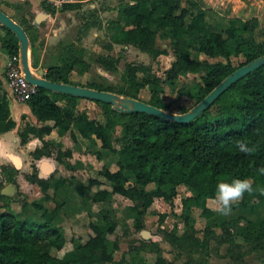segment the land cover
Returning a JSON list of instances; mask_svg holds the SVG:
<instances>
[{"label": "trees", "instance_id": "16d2710c", "mask_svg": "<svg viewBox=\"0 0 264 264\" xmlns=\"http://www.w3.org/2000/svg\"><path fill=\"white\" fill-rule=\"evenodd\" d=\"M76 5L79 4L68 5L65 8L70 10ZM42 8L52 9L50 5ZM118 12L126 21L121 28L120 42L133 45L154 59L166 54L165 51L156 48L158 32L169 30L178 38L187 39L199 36L207 27L205 14L192 15L188 9L182 8L179 0H132L130 4H121ZM187 19H190L189 24ZM20 25L28 33L27 28L22 23ZM257 26L258 20L253 19L242 28L231 27L213 32L209 35L207 43L197 51L212 59L220 57L229 61L231 58L229 44L241 40L247 49L245 52L247 62L250 63L264 56V42L258 43L253 38ZM0 29L3 31V35H0L2 48L9 57L19 55L20 44L16 36L2 25ZM246 34H249V37H245ZM31 46L33 47L32 41ZM241 47L236 48L237 53L242 52ZM72 49L73 45L65 48L60 56V64L45 69L43 78L54 83L73 85L70 74L79 60L70 53ZM173 50L177 54V59L167 71L169 82L178 80L184 73L205 74L195 89L187 92L180 90L182 95L195 100L196 104L205 99L227 77L243 67H235L230 62L211 64L195 60L191 57L189 45L174 44ZM142 69L143 67L135 65L127 67L123 80L129 86L128 90L102 88L95 84L82 87L137 99L138 93L146 85H151L153 90L149 104L167 110L160 98V79L153 76L151 79L140 80L138 72ZM2 86L0 79L1 89ZM80 100L70 95L38 89L26 104L36 118L37 124L42 126L25 124L24 116L18 128L11 116L8 94L4 92L0 94V135L18 129L21 144L26 145L31 138L43 139L49 135L52 129L45 124L54 122L53 129H57L60 136L71 132V139L75 144L77 139L72 129H76L85 139L99 141L102 150L117 158L118 170L112 172L104 167L100 171L99 175L108 184L107 189H101L104 185L102 181L90 179L87 187L77 185L76 191L80 195L92 191V201L96 204H107L115 196L129 200L132 203L129 212L135 220L134 227L137 232L145 228V218L156 200H164L173 209L179 187L188 188L194 195L183 201L182 211L186 218L191 216L193 208L202 210L205 217L213 218V211L204 203L214 198L218 182L251 179L254 189L264 188V175L258 173V169L264 167V66L234 84L211 108L187 124L143 113L120 112L103 102L94 103L102 108L104 120H91L87 112L78 110ZM59 102H65V107H61ZM241 140L255 148L251 155L238 150L236 142ZM117 145L119 148H116ZM96 155L99 160L102 159L101 152H97ZM45 156L53 157L47 144L33 153L36 160ZM71 157L70 150L59 151L55 159L62 163V159ZM2 173L7 182L17 184L16 170L2 168ZM27 180L37 185L46 199H49L47 193L51 187V179L39 177L34 165L33 173L27 176ZM65 183L66 180L60 178L57 187ZM151 184L155 185V189L146 190ZM94 188L100 189L94 191ZM16 198H20L21 207L25 209L27 204L22 199V194L16 195ZM0 201H5L1 193ZM256 201H264V195L259 192L251 195L246 193L233 208L244 209L249 203ZM61 207L57 205L56 209L49 213L41 205L35 204L34 208L43 211L44 219V222L36 223L32 220H21L9 211L8 205L3 208L0 206V264H130L125 258L115 260V253L120 250V242L119 238L111 240V237L117 234L122 225L108 208L101 210V220L89 224L92 234L85 243L74 245V250L61 258L52 255L53 250L62 251L66 245L63 229L55 224ZM241 222V218L223 222L221 236L208 227L205 230V239L210 240L208 236L210 235L216 242L227 243L228 255L233 260L237 250L240 251V258L243 257L242 245H249V253L264 251V221L248 220L245 226L241 225ZM164 234L166 241L174 247L197 242L189 235L179 238ZM207 240L203 242L204 246L208 245ZM152 248L155 255L153 264H172L164 258L160 246L152 245Z\"/></svg>", "mask_w": 264, "mask_h": 264}, {"label": "rangeland", "instance_id": "374dc122", "mask_svg": "<svg viewBox=\"0 0 264 264\" xmlns=\"http://www.w3.org/2000/svg\"><path fill=\"white\" fill-rule=\"evenodd\" d=\"M182 8H186L192 15L198 13L205 14L207 27L199 36L181 39L173 35L169 30L157 33L155 40L156 48L165 51L154 59L146 53L141 52L133 45L122 44L120 42V32L122 26L126 24L125 19L118 12L121 4H130L132 0H86L67 10L43 9L48 4L42 0H0V10L11 15L22 23L27 30L28 36L33 42L30 47V66L33 74L37 78H43L45 69L60 64V56L65 48L73 45L70 51L79 60L70 74V81L75 86H86L88 84L99 85L102 88H114L115 90H128V85L124 82L123 76L129 65L141 66L143 69L138 72V78L151 79L156 76L161 81L162 99L167 110L171 114L189 113L197 104L195 100L182 95L183 92L191 91L201 83L202 74H181L179 79L169 82L167 71L177 59V54L173 50L174 44L181 46H191V57L195 60L207 63L229 62L235 66H245L247 62L245 45L241 40L233 41L229 44L231 58L226 60L220 57L215 59L197 51L198 48L207 43L209 35L213 32L224 31L231 27L242 28L245 23L257 19L258 26L253 32V38L258 43L264 42V0H179ZM36 8L42 14L48 16L38 26L34 23L32 9ZM190 23V19H187ZM0 35L3 31L0 29ZM245 37H249L246 34ZM242 46V52H236V48ZM6 76V75H5ZM153 87L146 85L137 96V99L146 104L150 103ZM117 94V93H114ZM119 95L123 99H132L125 95ZM78 109L86 111L91 119L103 121V110L93 101L84 100L79 102ZM119 134V129L117 131ZM95 165L85 175L90 179L100 180L99 170L102 168L99 163ZM32 172V169H31ZM84 179V178H83ZM101 181V180H100ZM103 182V181H102ZM87 187L89 181H86ZM101 189H107V183ZM83 186V185H81ZM151 187L150 189H152ZM100 188H94L97 191ZM93 192L80 195V204L76 212L71 211L64 214L60 227L66 236V245L62 251H52V255L63 257L67 252L74 250V245L85 243L91 236L89 224L92 220H101V210L108 208L115 218L122 225L117 234L111 237L119 238L120 250L115 253V260L120 261L125 258L130 264H153L155 255L152 245L160 246L164 258L172 264H263L264 251L249 253V245H242L241 252L244 254L240 258L239 250L234 258L228 255L229 245L219 243L216 240L205 239L206 228H212L218 236L222 235L221 224L227 220L241 218V225L245 226L247 221H264V201L249 203L244 209L232 207V212L228 216H222L212 210L210 202L208 208L213 211V218H207L202 214V210L193 208L191 216L186 218L182 211L183 201L191 195V191L186 187H180L179 196L175 199L173 209L164 200H156L150 213L145 218V228L137 232L135 230V220L129 212L131 202L121 196L112 197L105 205H94L89 201ZM82 197V199H81ZM20 199V198H19ZM18 199V200H19ZM19 207L21 206L18 205ZM234 206V205H233ZM81 207V210H80ZM105 213V212H104ZM104 215V214H103ZM126 229V230H125ZM211 230V229H210ZM171 234L181 238L184 235L193 237L197 242L183 243L184 247L177 245L174 247L166 241V235ZM208 242L207 246L203 242ZM75 241V244H73ZM108 245L111 248L110 243ZM238 259V260H237Z\"/></svg>", "mask_w": 264, "mask_h": 264}, {"label": "crops", "instance_id": "0c3cea01", "mask_svg": "<svg viewBox=\"0 0 264 264\" xmlns=\"http://www.w3.org/2000/svg\"><path fill=\"white\" fill-rule=\"evenodd\" d=\"M31 12L34 15V23H32V25L36 26L35 22L40 12L37 11L36 8L32 9ZM8 16L18 23L14 17L11 15ZM9 58L10 57L2 48L0 43V79L3 83L2 89L0 88V94H3L4 92L8 94L12 119L17 123L18 128L20 127L24 116L26 117L25 124L29 123L33 126H42L41 124H37V120L33 116L28 104L15 101L11 95L5 76L6 64ZM83 101L84 100H80V102ZM59 105L61 107H65L66 103L59 102ZM45 126L52 129L51 133L46 135L43 139L31 138L26 145L21 144L18 129L0 135V193L5 197V201H0V206L3 208L5 205H8L9 211L13 212L21 220H32L36 223H42L44 222L43 211L34 208L35 204L41 205L44 210L49 213L53 212L57 205H61L62 207L60 212L55 219V224L60 227L63 215L70 211L74 213L79 210V208H75L77 203L79 206L82 205L79 202L80 196H78L76 186L87 185L86 181H89L91 177L89 175H85V173L87 174L88 172H92L91 169L95 165L94 161H96V163L100 162L102 168L99 170V173L104 167L108 168L112 172H115L118 170L117 158L107 151L102 150L101 143L99 141H92L91 139L83 138L76 129H72V133L77 139V143L75 144L71 139V132L64 136H60L57 129H53L54 122H47ZM44 144L48 145V150L52 152L53 157L45 156L40 160L34 159L33 153L37 149L43 148ZM116 148H119V146L117 145ZM68 150L72 152V157L62 159V163L57 162L55 159L57 153L59 151L65 152ZM97 152H101V160L97 158ZM33 165L36 167L39 177L51 179V187L47 193L49 199H46L45 195L37 185L32 184L27 180V176L32 175L33 173ZM2 168L12 169L18 172V175L16 176L17 184L7 182V179L2 173ZM99 177L101 181L106 182L103 177L100 175ZM60 178L65 179L66 183L65 185L57 187V181ZM10 186H14L16 188L15 193L11 194L7 192ZM151 187L153 188L150 189ZM154 189V184H151L146 188L148 191H152ZM179 189L180 187L178 188V196ZM5 191L7 193H5ZM18 193L22 194V199L26 201L27 207L25 209L18 206L20 205L18 200L19 198H16V194ZM193 196V193H191L189 197ZM92 197L88 200L89 204H87L89 217H92L90 212V203L94 205L106 204H96L92 201ZM208 202H210V200H206L204 203L207 208ZM93 221L94 220L91 222Z\"/></svg>", "mask_w": 264, "mask_h": 264}, {"label": "water", "instance_id": "95a60500", "mask_svg": "<svg viewBox=\"0 0 264 264\" xmlns=\"http://www.w3.org/2000/svg\"><path fill=\"white\" fill-rule=\"evenodd\" d=\"M48 16L40 13L35 24L38 26ZM0 25L10 30L17 38L20 44V55L23 72L26 80L36 86L38 89L47 90L50 92L70 95L81 100L93 102H103L112 105L114 109L120 112H137L147 115L161 117L168 121L187 124L200 117L206 110L211 108L216 100L223 95L228 89L236 84L241 79L250 75L254 71L264 66V56L260 57L249 64L236 70L232 75L227 77L220 85H218L205 99L197 104L189 113L186 114H171L162 109L156 108L150 104L135 99H123L119 95L102 92L94 89L79 87L75 85L60 84L48 81L45 78H37L30 66V39L24 28L10 18L5 12L0 10ZM7 192L13 194L16 192L14 186H10ZM5 191V193H7Z\"/></svg>", "mask_w": 264, "mask_h": 264}, {"label": "clouds", "instance_id": "9594fccd", "mask_svg": "<svg viewBox=\"0 0 264 264\" xmlns=\"http://www.w3.org/2000/svg\"><path fill=\"white\" fill-rule=\"evenodd\" d=\"M236 146L241 153L251 155L254 147H250L244 141H237ZM260 175H264V167L258 169ZM259 192L264 195V188H253V181L251 179H232L231 182L221 181L217 183L216 193L214 198L210 200L212 210L222 216H228L232 212L234 204L241 201L245 194H253Z\"/></svg>", "mask_w": 264, "mask_h": 264}, {"label": "built area", "instance_id": "2783aa9c", "mask_svg": "<svg viewBox=\"0 0 264 264\" xmlns=\"http://www.w3.org/2000/svg\"><path fill=\"white\" fill-rule=\"evenodd\" d=\"M55 9L79 4L81 0H42ZM6 81L13 99L19 103H27L37 93L38 88L30 84L25 77L21 64V55L10 57L5 69Z\"/></svg>", "mask_w": 264, "mask_h": 264}, {"label": "flooded vegetation", "instance_id": "af4514ba", "mask_svg": "<svg viewBox=\"0 0 264 264\" xmlns=\"http://www.w3.org/2000/svg\"><path fill=\"white\" fill-rule=\"evenodd\" d=\"M19 194V193H18ZM18 194H16V195H18ZM21 198V197H20Z\"/></svg>", "mask_w": 264, "mask_h": 264}]
</instances>
